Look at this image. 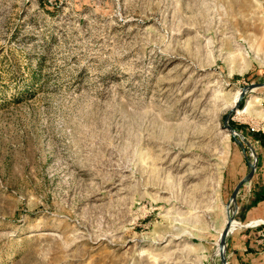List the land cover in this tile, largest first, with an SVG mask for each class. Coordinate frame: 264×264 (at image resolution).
Listing matches in <instances>:
<instances>
[{
  "label": "rangeland",
  "instance_id": "374dc122",
  "mask_svg": "<svg viewBox=\"0 0 264 264\" xmlns=\"http://www.w3.org/2000/svg\"><path fill=\"white\" fill-rule=\"evenodd\" d=\"M262 157L264 0H0V264H231Z\"/></svg>",
  "mask_w": 264,
  "mask_h": 264
},
{
  "label": "crops",
  "instance_id": "0c3cea01",
  "mask_svg": "<svg viewBox=\"0 0 264 264\" xmlns=\"http://www.w3.org/2000/svg\"><path fill=\"white\" fill-rule=\"evenodd\" d=\"M236 196L238 221L244 228L231 237V264H264V246L259 244L255 228L264 223V157L260 169L240 185Z\"/></svg>",
  "mask_w": 264,
  "mask_h": 264
},
{
  "label": "water",
  "instance_id": "95a60500",
  "mask_svg": "<svg viewBox=\"0 0 264 264\" xmlns=\"http://www.w3.org/2000/svg\"><path fill=\"white\" fill-rule=\"evenodd\" d=\"M240 96H241V95H240ZM251 165H253V164H251ZM252 167H253V166H252ZM252 175H253V171H250V172L248 173V175L245 176V177H244V178L238 183V185H237V187H236V189H235V191H234V196L237 195V189L240 187V185H241L244 181L250 179ZM228 231H229V229L227 228L226 231H225V233H227ZM225 233H224V234H225Z\"/></svg>",
  "mask_w": 264,
  "mask_h": 264
},
{
  "label": "bare ground",
  "instance_id": "6f19581e",
  "mask_svg": "<svg viewBox=\"0 0 264 264\" xmlns=\"http://www.w3.org/2000/svg\"><path fill=\"white\" fill-rule=\"evenodd\" d=\"M230 130H233V129L230 128ZM233 131H234V130H233ZM237 225H239V221H238L237 219H235V218L232 217V218L227 222L226 229L228 228V229L230 230L231 227H235V226H237ZM226 229H225V231H226ZM225 231H224V232H225ZM223 235H224V233H222V238H223Z\"/></svg>",
  "mask_w": 264,
  "mask_h": 264
},
{
  "label": "built area",
  "instance_id": "2783aa9c",
  "mask_svg": "<svg viewBox=\"0 0 264 264\" xmlns=\"http://www.w3.org/2000/svg\"><path fill=\"white\" fill-rule=\"evenodd\" d=\"M260 224V223H259ZM258 225V224H257ZM260 241L264 242V231H260Z\"/></svg>",
  "mask_w": 264,
  "mask_h": 264
}]
</instances>
